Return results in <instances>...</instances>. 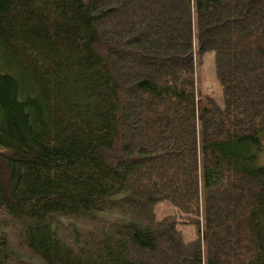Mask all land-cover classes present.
<instances>
[{"label": "trees", "instance_id": "16d2710c", "mask_svg": "<svg viewBox=\"0 0 264 264\" xmlns=\"http://www.w3.org/2000/svg\"><path fill=\"white\" fill-rule=\"evenodd\" d=\"M0 57V264H264V0H0Z\"/></svg>", "mask_w": 264, "mask_h": 264}, {"label": "rangeland", "instance_id": "374dc122", "mask_svg": "<svg viewBox=\"0 0 264 264\" xmlns=\"http://www.w3.org/2000/svg\"><path fill=\"white\" fill-rule=\"evenodd\" d=\"M194 63H196L199 108L209 99L215 101L218 105H223L222 86L215 71L214 50L194 51ZM0 64L1 67H5L2 63ZM259 162L264 165V151L260 153ZM153 212L157 219H161L165 215L176 214L178 218L177 229L181 237L187 241L195 238V223L187 215L178 212L177 208L170 201L162 200L156 202L153 205Z\"/></svg>", "mask_w": 264, "mask_h": 264}]
</instances>
